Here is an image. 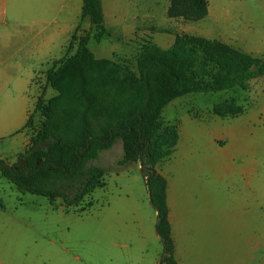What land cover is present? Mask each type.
I'll use <instances>...</instances> for the list:
<instances>
[{
  "label": "rangeland",
  "instance_id": "rangeland-1",
  "mask_svg": "<svg viewBox=\"0 0 264 264\" xmlns=\"http://www.w3.org/2000/svg\"><path fill=\"white\" fill-rule=\"evenodd\" d=\"M58 1L50 0L52 36L58 24L78 25L77 35H89L88 47L95 57L112 58L134 69L136 57L144 45L167 49L177 34L218 40L253 57H264V0H208V13L197 21L168 17L166 8L169 0H124L120 3L119 12L106 18L102 27L104 34L99 42L93 38L98 29L90 28L88 18L76 11L74 0H67L66 14L57 12ZM7 9L6 18L0 22V38L10 37L16 43L11 45L7 56L0 59V67H8L0 75L3 83L0 91L2 121L19 110L17 102L5 99L11 90V81L26 79L28 64L34 70H45L49 58L51 66L54 60L71 55L76 46L68 47L73 29L65 37H56L51 43L36 44L35 52L28 55L31 43H22L20 39L31 34L28 20L31 14L39 15V12L28 10L27 0H14V8ZM20 66L22 68L15 73ZM34 83L37 87L23 86L17 90V96L23 97L24 103L27 101L30 105L38 97L45 101L55 93L46 84L45 73L37 76ZM218 105L236 106L241 112L221 116L213 111ZM28 119L21 130L25 129L33 135L40 126L42 116L39 111H32ZM166 125H174L177 132L180 127L181 138L174 153L156 166L164 161L169 167L185 163L211 165L212 168L204 172L205 179L211 181V199L220 207H225L227 214L240 203L238 193L241 192L244 197L245 183L258 184L257 199L248 204V210L244 207L242 227L247 233L257 226L258 236L248 238L243 235V244L246 246L251 241L254 245L257 241V247L251 257H247L246 264H264V76L252 79L247 90L233 87L177 97L163 107L159 132ZM10 134L4 133L0 138V156L4 160L15 161V153L23 148L14 141L19 139L18 133ZM40 146L45 145L41 143ZM121 157L122 143L117 139L94 161L106 171L92 191L91 198L87 195L81 203L67 205L65 209V206L50 205L46 197L21 192L6 179L0 178V200L9 209V213L3 211L1 216L7 218L8 225L11 217L18 219V246L13 253L24 259V264L121 262L123 248L111 245L106 232V215L111 209L107 200L117 194L121 184L126 187V197H141L150 203L145 172L138 162H128L120 168L118 160ZM215 164L224 165L225 170L216 172L218 168H214ZM214 182H219L217 187ZM104 184L105 187L101 188ZM246 222L251 225L247 226ZM238 236L235 238L238 239ZM158 245H152V249L158 248ZM7 264H10L9 261Z\"/></svg>",
  "mask_w": 264,
  "mask_h": 264
},
{
  "label": "trees",
  "instance_id": "trees-1",
  "mask_svg": "<svg viewBox=\"0 0 264 264\" xmlns=\"http://www.w3.org/2000/svg\"><path fill=\"white\" fill-rule=\"evenodd\" d=\"M81 13L90 28L98 29L93 38L99 42L104 34L100 0H82ZM207 13L208 0H169L166 8L168 17L189 21ZM78 30L77 25L68 43L76 44L74 52L54 60L46 70L45 82L55 93L45 101L36 99L40 126L14 162L0 157V177L21 192L76 205L99 185L106 171L94 161L120 139V168L138 162L145 172L162 244L158 264H178L172 256L166 180L156 169L173 152L178 132L174 125L159 132L162 109L188 93L247 90L252 79L264 76V57L218 40L177 34L167 49L144 45L134 69L112 58L95 57L88 47L89 35H77ZM213 111L224 116L241 109L218 105Z\"/></svg>",
  "mask_w": 264,
  "mask_h": 264
},
{
  "label": "crops",
  "instance_id": "crops-1",
  "mask_svg": "<svg viewBox=\"0 0 264 264\" xmlns=\"http://www.w3.org/2000/svg\"><path fill=\"white\" fill-rule=\"evenodd\" d=\"M123 1L100 0L104 26L107 17H114L119 12L120 3ZM74 2L77 7L76 11L80 13L82 0H74ZM58 3L57 12L66 14L67 0H59ZM27 4L28 10L33 9L39 12V15L31 14L28 20L31 34L20 39L22 43L25 41L31 43L28 55L35 52L36 44L51 43L56 37H65L67 33L72 32L74 29L75 25L58 24L54 27V35L52 36L50 0H27ZM8 7L14 8V0H0V22H3L6 18ZM15 43L16 41H12L10 37L0 38V59L7 56L11 45ZM50 60L49 58L47 61L48 67L45 70H34L32 65L28 64L27 78L20 81L19 79L14 82L11 81V90L7 92L5 98L13 103L17 102L19 110L17 113L10 114L4 121L0 119V138L3 137L2 134L4 133L11 132L10 135L18 133L20 137L14 141L21 144L22 151L29 145L32 135L25 129L23 131L21 129L25 125L28 115L34 111L36 100L34 99L29 105L27 101L24 103L23 97L17 96L16 92L23 86L37 87L34 80L40 74L46 73V70L50 67ZM21 68L22 66L17 68L15 73ZM7 69L8 67H0V75H3L4 70ZM2 88L3 83L0 79V91ZM179 130L178 142L172 153H174L181 138V131ZM201 130H203L202 126ZM18 153L20 152L15 154ZM0 157L2 158V156ZM5 160L9 163L14 162L13 160ZM211 168V165L204 163L172 164L169 167L165 164V161L160 163L158 167L156 166L157 171L166 180L167 215L173 243L172 256L178 264H246L247 257H251L253 249L257 247V241L254 245L250 241L244 246L243 235L248 238L253 235L258 236V227L255 226L247 233L243 232V210L244 207L248 210V204L253 199H257L259 186L256 182L245 183L243 186V189H245L243 191L244 197L241 192L238 193L240 203L234 207L230 214H227L225 207H220L216 201L213 202L211 199V181L205 179L204 175V172ZM214 168H218L216 172L221 169L225 170V166L222 164H215ZM218 183L214 182V185L217 187ZM105 185L101 188H104ZM125 189L126 187L120 184L117 194H111L114 196L108 198L107 204L111 209L106 215V232L109 235V243L116 247H122L124 257L121 262L116 261L106 264H158L162 253V244L155 229L156 212L152 205L148 204V199L126 197L125 195L128 194ZM92 191L88 194V198H91ZM121 191L124 196L121 195ZM142 200L145 202L143 203ZM243 201H245V206ZM49 203L55 207L62 208V206H65L64 209L67 207L59 198H56V201L55 199L54 201L49 200ZM6 210L9 213V209L5 208L4 202L0 200V264H7V261L10 264H24V259H19L17 254L13 253L14 248L18 246V219L11 217L8 225L5 221L6 217L2 218L1 216V213ZM75 212L82 211L75 210ZM227 219L232 221H227ZM245 224L247 226L251 225L248 222ZM237 234L240 235L238 239L235 238ZM225 236L227 237L225 238ZM206 240L212 242V244L207 243ZM154 244H160V246L158 245V248L156 247L153 250L152 245Z\"/></svg>",
  "mask_w": 264,
  "mask_h": 264
},
{
  "label": "water",
  "instance_id": "water-1",
  "mask_svg": "<svg viewBox=\"0 0 264 264\" xmlns=\"http://www.w3.org/2000/svg\"><path fill=\"white\" fill-rule=\"evenodd\" d=\"M152 172H153V170H152ZM148 195H149V193H148Z\"/></svg>",
  "mask_w": 264,
  "mask_h": 264
}]
</instances>
